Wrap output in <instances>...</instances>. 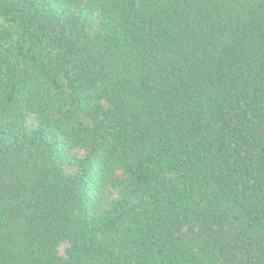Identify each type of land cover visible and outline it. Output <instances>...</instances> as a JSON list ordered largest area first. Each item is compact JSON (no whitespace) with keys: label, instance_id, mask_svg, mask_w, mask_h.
<instances>
[{"label":"trees","instance_id":"16d2710c","mask_svg":"<svg viewBox=\"0 0 264 264\" xmlns=\"http://www.w3.org/2000/svg\"><path fill=\"white\" fill-rule=\"evenodd\" d=\"M0 264H264V0H0Z\"/></svg>","mask_w":264,"mask_h":264}]
</instances>
